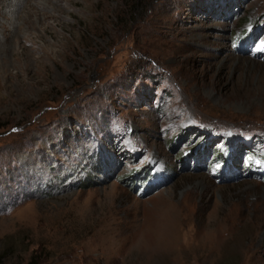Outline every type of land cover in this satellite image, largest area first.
Returning <instances> with one entry per match:
<instances>
[{
    "label": "rangeland",
    "instance_id": "1",
    "mask_svg": "<svg viewBox=\"0 0 264 264\" xmlns=\"http://www.w3.org/2000/svg\"><path fill=\"white\" fill-rule=\"evenodd\" d=\"M0 264H264V0H0Z\"/></svg>",
    "mask_w": 264,
    "mask_h": 264
}]
</instances>
